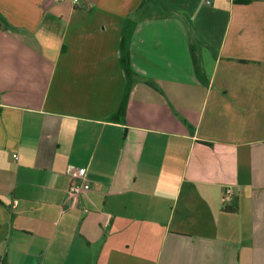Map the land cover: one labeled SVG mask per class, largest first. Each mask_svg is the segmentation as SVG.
<instances>
[{
  "label": "crops",
  "instance_id": "1",
  "mask_svg": "<svg viewBox=\"0 0 264 264\" xmlns=\"http://www.w3.org/2000/svg\"><path fill=\"white\" fill-rule=\"evenodd\" d=\"M206 1L0 0V264H264V0Z\"/></svg>",
  "mask_w": 264,
  "mask_h": 264
},
{
  "label": "built area",
  "instance_id": "2",
  "mask_svg": "<svg viewBox=\"0 0 264 264\" xmlns=\"http://www.w3.org/2000/svg\"><path fill=\"white\" fill-rule=\"evenodd\" d=\"M56 2L62 0H54ZM73 5H78L80 0H69ZM207 5L211 4V0L206 1ZM86 169L78 168L73 166H68L66 169V175L68 177V186L66 193L69 198L75 199L79 195L87 194L90 191V186L86 178ZM232 196L230 189H225L221 201L223 204L229 202Z\"/></svg>",
  "mask_w": 264,
  "mask_h": 264
},
{
  "label": "trees",
  "instance_id": "3",
  "mask_svg": "<svg viewBox=\"0 0 264 264\" xmlns=\"http://www.w3.org/2000/svg\"><path fill=\"white\" fill-rule=\"evenodd\" d=\"M146 0H141V5L144 4ZM7 28H9V25L6 23V21L0 16V29L6 30ZM191 59H192V63L195 69V72L198 70V59L197 57L192 53V49H191ZM126 70H127V74H129V67L126 64ZM149 85L152 86V83L149 82ZM128 85H127V90H128Z\"/></svg>",
  "mask_w": 264,
  "mask_h": 264
},
{
  "label": "rangeland",
  "instance_id": "4",
  "mask_svg": "<svg viewBox=\"0 0 264 264\" xmlns=\"http://www.w3.org/2000/svg\"><path fill=\"white\" fill-rule=\"evenodd\" d=\"M145 2H147V0Z\"/></svg>",
  "mask_w": 264,
  "mask_h": 264
}]
</instances>
